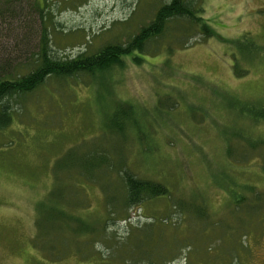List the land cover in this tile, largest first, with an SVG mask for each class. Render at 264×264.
Instances as JSON below:
<instances>
[{"label": "rangeland", "instance_id": "rangeland-1", "mask_svg": "<svg viewBox=\"0 0 264 264\" xmlns=\"http://www.w3.org/2000/svg\"><path fill=\"white\" fill-rule=\"evenodd\" d=\"M169 1L22 0L24 27L0 55L26 62L44 28L60 58L125 45ZM190 1L213 37L174 20L139 63L23 99L0 132V264H264V121L251 120L264 109V0ZM92 155L109 163L57 181ZM123 170L169 195L126 207ZM60 187L54 204L92 222L87 234L71 215L37 227ZM109 197L119 212L105 227Z\"/></svg>", "mask_w": 264, "mask_h": 264}, {"label": "trees", "instance_id": "trees-1", "mask_svg": "<svg viewBox=\"0 0 264 264\" xmlns=\"http://www.w3.org/2000/svg\"><path fill=\"white\" fill-rule=\"evenodd\" d=\"M21 2L22 0H7L4 5L0 6V38L5 33V39L17 42L18 33L24 27L23 16L21 17ZM199 9L190 0H170L159 8L154 19L148 25L142 27L137 35L131 38L127 44H108L94 54H81L72 59L60 58L58 56L55 48L52 47L50 35L45 28L40 33L36 51H30L31 55L25 59L26 62L20 64V60H17L12 55L13 52H10L13 49L7 48L9 51H5L3 52L4 55H0V132L11 125L16 110L22 105L23 99L38 90L49 79L103 74L114 67H122L124 65L123 59L132 56L134 53H136V56L133 57V60L139 63L140 55H137V53L142 54L145 47L151 41L162 37L168 24L174 20H186L197 26L199 25L205 37H213L215 35L214 30L198 16ZM39 12L44 17L43 9L40 8ZM15 22H19L20 24L16 27ZM16 44L17 46L14 48H19L18 43ZM119 113L127 116L124 109ZM253 117L251 119L253 121H264V109L254 112ZM249 143L252 144V142ZM97 158H101V156L92 155L89 162L86 163L87 165H81V163L75 164L76 162H73L70 166L63 165L60 171L56 173V177L58 178L60 172H65L68 175L74 173L81 175V171H85L87 166H90L91 170H98L105 166L106 163H109L103 157V163L98 164L96 162ZM120 177L125 189V204L123 205H126L128 208L140 207L149 201L169 195L168 189L163 184L141 179L128 170L121 171ZM57 181L59 182V178ZM61 189L60 187V189L52 191L49 197L45 199V202L38 204L37 211L39 216L36 225L40 230L43 225L49 223L50 219H60L71 215L70 211H67L66 208L64 209V206L58 208V204H54L53 202L54 199H62ZM244 202L245 198L242 201L238 200L236 203L237 207H240ZM114 203L115 199L113 197L107 199L108 218H105V227L110 222H114L111 218L119 212L118 205H114ZM52 204L57 206H53ZM74 214L75 216L71 215L74 224L71 227L73 233L79 234V231H77L79 228L82 229L80 232L83 231V234L80 236L87 234L94 225H91L92 222L90 223L88 219L86 221L85 218L81 223V219L77 215H82Z\"/></svg>", "mask_w": 264, "mask_h": 264}]
</instances>
